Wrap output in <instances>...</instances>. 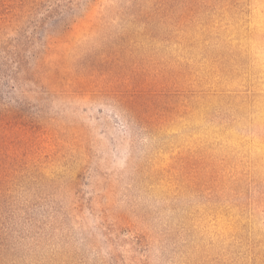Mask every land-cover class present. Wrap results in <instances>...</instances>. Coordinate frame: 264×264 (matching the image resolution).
<instances>
[{"label": "rangeland", "instance_id": "obj_1", "mask_svg": "<svg viewBox=\"0 0 264 264\" xmlns=\"http://www.w3.org/2000/svg\"><path fill=\"white\" fill-rule=\"evenodd\" d=\"M0 264H264V0H0Z\"/></svg>", "mask_w": 264, "mask_h": 264}]
</instances>
